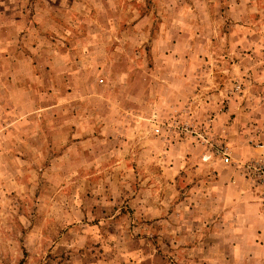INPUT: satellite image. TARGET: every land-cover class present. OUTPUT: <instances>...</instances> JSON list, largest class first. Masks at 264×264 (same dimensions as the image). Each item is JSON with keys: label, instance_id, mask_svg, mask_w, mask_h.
<instances>
[{"label": "rangeland", "instance_id": "rangeland-1", "mask_svg": "<svg viewBox=\"0 0 264 264\" xmlns=\"http://www.w3.org/2000/svg\"><path fill=\"white\" fill-rule=\"evenodd\" d=\"M181 52L184 104L163 73L130 88ZM262 144L264 0H0V264H264V239L234 232L264 228ZM219 163L251 214L210 215Z\"/></svg>", "mask_w": 264, "mask_h": 264}, {"label": "crops", "instance_id": "crops-1", "mask_svg": "<svg viewBox=\"0 0 264 264\" xmlns=\"http://www.w3.org/2000/svg\"><path fill=\"white\" fill-rule=\"evenodd\" d=\"M16 53H17L16 49H12L10 52L7 53L8 57L11 60L10 62L11 66L13 65L15 70L20 69V68L21 69L27 68V71L31 73L33 76L32 81L37 80L36 74L38 73L37 69L41 68L40 65L37 64L35 61H33L31 56L21 55L17 57L15 56ZM109 54L111 55V53H107L106 56L110 57ZM84 55L89 56V57L93 56L91 54H87V55L84 54ZM187 56L188 55L185 54L184 52H181L179 56H173V54L170 55V57H174L176 61L179 62L180 67L177 70L175 69V67L171 68L169 66H166L165 68L161 67L155 72H151V70L145 71L143 69H134V68L129 69V71L127 72L131 73L129 74L130 75L129 77L130 88H135L139 84L141 79L144 77V75H147V79L149 78L152 79L155 73H163L164 75H169V77H166L164 81L160 80L157 84L159 85V87L164 86V90L166 91V94L169 97L168 98L169 102L165 100L166 103L171 104V105L179 103V105L181 106L182 104L185 103L187 99L186 85L188 84L187 77L189 74V70H188L189 65H188ZM111 57H113V55H111ZM115 57L118 58V55H116ZM16 58H19V60L17 62H12V60ZM117 63L118 62H116V65L113 67L114 72L115 74H118L119 79L121 78L123 80L122 78L123 75L119 74L121 72H119V69H118L119 67H117ZM79 64L80 63H76V64L71 63L69 66L70 69H68L69 70L68 73H69V79L71 81H75L76 80L75 75L81 72V69H79L81 68ZM106 68L107 67L103 69H106ZM109 68L110 67H108L107 70H109ZM163 83L164 85H162ZM200 103L202 104L203 102H200ZM193 104L197 106L196 103H193ZM172 170H175V169H172ZM212 171L214 172L217 178L215 179V181L213 180L209 184V190H210L209 195L211 199L210 201L212 203L211 205L212 208L210 211L211 216H214L215 213H217V216L219 215L220 217V213H226L225 211H227V214H233L237 204H238L237 206L238 209L243 210L245 213H250L253 210H255V208L253 207L254 204H252V202L254 201V194L250 192L249 186L243 177H241L236 172H233V170L229 166L225 164H221V163L212 167ZM203 188H204V185H202V189ZM215 202H216V205H215ZM220 203L221 204L226 203L227 205H221L220 207ZM255 206L257 207V212H258L259 211L258 206L256 204ZM254 227L256 228H252L251 226L249 227V224H246L242 230L236 229L234 230V232L235 233L242 232L245 234L257 233V236L259 238L262 237L264 239V228L258 230L256 224L254 225ZM255 242H256V239H255Z\"/></svg>", "mask_w": 264, "mask_h": 264}, {"label": "built area", "instance_id": "built-area-1", "mask_svg": "<svg viewBox=\"0 0 264 264\" xmlns=\"http://www.w3.org/2000/svg\"><path fill=\"white\" fill-rule=\"evenodd\" d=\"M181 128L183 129V131L189 132V127L182 126ZM156 131L159 132V129H157ZM261 147L264 148V144H262ZM218 153H223V151L219 150ZM224 162L228 164L230 163V159L225 158ZM250 169L252 170L251 176L253 177V179L256 180V183H258V185L264 188V160L257 161L255 164L250 165Z\"/></svg>", "mask_w": 264, "mask_h": 264}]
</instances>
